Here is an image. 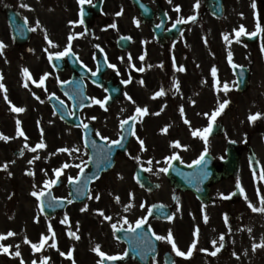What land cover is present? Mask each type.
<instances>
[{"label":"flooded vegetation","instance_id":"flooded-vegetation-1","mask_svg":"<svg viewBox=\"0 0 264 264\" xmlns=\"http://www.w3.org/2000/svg\"><path fill=\"white\" fill-rule=\"evenodd\" d=\"M196 2L90 0L81 5L79 0H0V41L6 45L0 51V83L5 86L0 89V133L10 137L8 141L0 140V149L4 150L0 155V166L7 163L5 173L12 174L17 161L10 160V151L15 155L18 146L23 148L29 143L37 144L41 139L46 145L44 151H39L40 156L45 158V162H39L43 176H33L30 192L24 189L15 191L17 189L12 187V183L5 182V188L1 189L0 186V197L16 194L19 197L23 192L31 195L33 191L44 187L50 175L53 176L49 168L60 160L58 150L64 145L62 135L65 123L58 118L50 105V99L56 97L67 102L60 83L69 78L65 77L66 71L58 72L57 67L69 71V68L84 65L93 72L99 66L98 53L105 54L106 62L103 61L106 70L103 77L108 82L109 90L87 81L89 96L93 101V98L104 99V104L101 106L92 102L80 112L82 122L90 124L94 129V137H108L107 142L117 140L121 134V121L136 117L131 120L136 135L131 134L126 152L116 156L114 168L91 184L86 201L75 204L67 222L62 223L65 216L59 214V218L64 219L59 220L56 230L61 240L60 252L65 255L72 252L71 258L64 255L59 264H142L129 257L127 245L117 235L118 228L135 225V222L130 223L128 220V223H124L128 216L125 215L126 210L118 207L116 197H110L116 194L117 181L120 179L125 181L123 186H127L126 197L122 196L129 210L147 213L155 204L168 205L173 218L150 221L152 232L166 236L171 230L178 248L184 252H187L194 239L197 241L191 257L185 258L176 256L169 243L159 240L158 253L150 259L149 264H166V257L169 259L167 264L173 261L174 264H264V247L253 249L254 245L264 242V213L254 212L249 207V203L257 208L262 206V176L259 179L263 182L258 185L252 180L253 176L236 174L222 177L208 183L209 189L202 191L178 187L171 181L169 170L167 173L159 171L160 168H169L165 158L173 154L179 155V162L185 164H191L200 156L205 142L198 136L194 137L192 131L206 128L211 113L225 100L230 101L236 111L250 104L248 113H245L247 118L260 113L256 121L248 119L246 122L253 133L264 137L263 93L252 97V93H249L251 87L244 94L234 93L228 86L227 90L224 88L225 84L236 81L229 67V53L231 63L248 66L252 81L258 85L264 81V32H261L255 45H249L244 42L245 35L237 40L234 31L243 25L247 32H254L257 23L264 28V0H255V9L251 7L253 0H222L223 11L219 17L212 13V10L220 9L218 0L211 3L199 0L198 9L194 7ZM22 4L29 7L23 8ZM176 6L180 7L179 12L175 10ZM7 9L20 12L30 28H36L35 31L31 30L26 43L17 41L13 35L6 18ZM193 15L196 16L194 21L180 23L184 27L182 30H172V25L178 19L186 20ZM80 19H83V24L79 23ZM162 20V28L152 27L160 25ZM112 24L116 27H111ZM45 33L55 47L45 40ZM69 35L73 36L69 54L59 58L61 64L54 61L57 59L54 55L49 60V53L64 51L69 46ZM225 35L228 41L224 39ZM120 39H124L121 46L118 45ZM46 48L48 51H45ZM209 52L216 60L208 61ZM181 66L184 71L178 70ZM140 68L144 71H139ZM213 68L216 69L215 77L212 75ZM24 69H28L27 74ZM45 73L48 76L44 84L38 86ZM25 84L28 93L24 90ZM161 89L164 95L153 98L154 93ZM110 92H120V98L114 100L112 94L113 100L108 98L105 101ZM5 94L11 104L4 99ZM12 105L22 107L25 111L15 113L11 111ZM137 106L147 107V114H136ZM223 117L225 108L214 122L224 123ZM17 120L25 136H17ZM186 120L189 123H185ZM164 128H167L166 132L162 131ZM74 133L80 154L82 150L88 153L83 146V129L74 127ZM137 137L144 141L143 150ZM222 138H210L208 135L207 148L212 145L211 155L216 162L226 157L225 141ZM175 141H179L183 147H174ZM259 151L260 162L264 164V146ZM28 154L35 157L30 151H23L20 157H27ZM133 157H139V160ZM149 160L152 161L150 165ZM116 168V176H106ZM137 168L152 181L151 186L155 187L153 191H148L137 182ZM148 168L151 171H147ZM237 180L243 192L237 187ZM202 185V182L197 184L198 188ZM61 189H65L63 182ZM139 190L142 193L136 194ZM96 196H99L98 200ZM85 206L87 210L81 211ZM112 209L113 217L120 219L98 220L96 217L99 210L108 216ZM113 224L117 225L116 230L112 228ZM197 229L198 233L194 235ZM69 232L75 233L79 239L70 236ZM222 234L223 247L213 256L211 252L220 247ZM70 238L71 245L68 241ZM213 241H216L215 245ZM96 245L105 253L104 257L93 251ZM113 256L118 258L108 259Z\"/></svg>","mask_w":264,"mask_h":264},{"label":"rangeland","instance_id":"rangeland-1","mask_svg":"<svg viewBox=\"0 0 264 264\" xmlns=\"http://www.w3.org/2000/svg\"><path fill=\"white\" fill-rule=\"evenodd\" d=\"M236 111L235 110H228L225 115V121L227 126L236 127L239 128L238 124H240L239 118H236ZM238 116V115H237ZM251 132H247L244 128V131L240 130L239 132V142L241 145V152H242V172L241 176H244L245 171L247 172V169L249 168V162L248 157L246 156V146L244 139H248L245 137H248V135ZM226 134V140H227ZM64 136V148L69 149V152H63V155L60 156L61 160H57L54 164V166H50L49 170H52L54 173V170L57 168H61L63 164L67 163L71 165L70 167L63 170L62 177L65 180H68V178L74 177L79 172V169L75 167V165L80 164L81 166L86 163V152L82 150V155L80 154V147L79 145H76L78 143L77 138H75V134L73 131L69 130L67 127L64 130L63 135ZM251 136V134H250ZM75 149H79V151H75ZM2 150V151H1ZM4 150L0 149V155L3 154ZM11 157L13 155L11 154ZM28 158V156H27ZM30 161V160H29ZM28 160L26 159H17V164L15 166V172L12 173L9 181V179H1L0 181L2 184L6 182L7 184L12 183V187L16 188L18 191L19 189L24 190H30L31 184H32V178L31 176H37V173L35 172L34 175H28L26 170L28 169ZM32 161V159H31ZM20 163L22 165H20ZM34 163V162H33ZM34 166V164H33ZM32 165H30V168ZM134 167H132L133 169ZM118 172V169L116 168L113 172H111L109 175L106 176H116ZM53 176H50L49 180H52ZM129 177V176H125ZM125 183L124 180L120 179L117 181L116 186V194H113L110 196L111 198H119L118 199V207L122 209H126L127 220L131 222H135L137 219L143 218L145 214H142L140 212L131 211L129 210L128 206L126 207L125 198V187L123 186ZM5 184V183H4ZM7 185L1 186L2 188H5ZM40 190V189H38ZM59 194H63V191H58ZM141 190H139L136 194H141ZM10 194V193H9ZM123 195V196H122ZM126 197V196H125ZM39 203L36 197L28 196L24 192L18 197L16 196H4L0 197V234H3L6 236V234L11 231L15 233V235L11 237H7V243H3L4 240H0L2 242V245H5L6 247H9V252L5 253L2 252L0 264H21L23 261V264H32L33 261H36V264L39 263V261L45 260L47 258L48 264H59L60 259L62 261V256L60 252V240L58 239L57 233V225L59 222V219H56V222L54 220H46L42 213L39 211ZM66 212L65 215L68 216L69 213ZM105 214V212L103 211ZM114 210L112 209L108 216H111L113 220L118 219L113 217ZM96 217L98 220H102L104 217H102L99 213L96 214ZM93 219V218H92ZM120 219V218H119ZM63 220V219H61ZM49 224L52 227V230L54 232V237L52 233L48 231ZM45 233L47 237H49L48 241L46 242L45 246L41 248L40 251H34L31 247V243L39 244L41 236ZM25 238H27L28 241H31V243H25ZM53 244H55V247H53ZM70 245L72 242L69 243ZM47 248V252H46ZM20 252V256L17 257L14 255L16 251ZM66 256V255H65Z\"/></svg>","mask_w":264,"mask_h":264},{"label":"snow or ice","instance_id":"snow-or-ice-1","mask_svg":"<svg viewBox=\"0 0 264 264\" xmlns=\"http://www.w3.org/2000/svg\"><path fill=\"white\" fill-rule=\"evenodd\" d=\"M88 2H90V0H79V3H80L81 5H83L84 3H88ZM199 6H200V4H199V0H197V2H196V4L194 5V7L198 9ZM21 7H23V8H28L29 5H27V4H22ZM251 7H252L253 9H255V8L257 7L255 0H253V2H252V4H251ZM175 10H176L177 12H179V11H180V7H179V6H176V9H175ZM120 14H121V13H117V15H120ZM82 16H83V9H81V17H82ZM195 19H196V16H195V15L187 17L186 20H184V19H178V20L176 21V23H174V24L172 25V27L175 28L177 24H180V23H187L188 21H194ZM83 22H84L83 19H80V20H79V23L83 24ZM70 23H74V22H71V21H70ZM137 23H138V22H137ZM36 24H37V27H39V21H37ZM111 27L115 28L116 25H115V24H112ZM157 27H159V25H158ZM31 30H32V31H35L36 28H33V29H31ZM234 31H235L236 38H237V40H238L239 37H240L241 35H251V36H256V35H258L259 33L264 32V28H262L261 25H260L259 23H257V24H256V30H255L254 32H251V33L247 32L246 29H245V27H244L243 25H241V26L239 27L238 30H234ZM81 35H82V34H81ZM72 39H73V36H72V35H69V37H68L69 46L66 47V48L64 49V51L56 52V53H54V54H53V53H49V56H48L49 60H51V59L53 58V55H54L57 59H59L60 57H63V56L68 55L69 52H70V46H71V41H72ZM224 39H225L226 41H228V36L225 35V36H224ZM45 40H47V42H48V44H49L50 46L55 47V45L53 44V41H51V40L48 38V36H47L46 33H45ZM230 42H231V41H229V43H230ZM5 47H6V45H4V43H3L2 41H0V51H2ZM45 51H48V49L46 48ZM140 59L143 60L144 57L141 56ZM129 61H131V56H129ZM229 62H231V53H229ZM110 67L115 68L116 66H115V65H110ZM138 70H139V71H144L143 68H140V69H138ZM178 70H179V71H184V69H183L182 66H181ZM23 71H24L25 74L28 73V69H24ZM92 75L94 76V75H96V73L93 72ZM212 75H213L214 77H215V75H216V69H215V68L212 69ZM47 76H48V73H45V74L40 78V81H39L38 86L44 84V81H45V79L47 78ZM29 78H30V77H29ZM0 80H2V76H0ZM33 82L35 83V81H33ZM128 82H129V81H124V83H128ZM141 83H143V81H141ZM4 87H5V86H4L2 83H0V89H4ZM25 87H27V84H25ZM224 88H225V90H227V84L224 85ZM177 90H179V88H178V84H177ZM5 92H6V90H5ZM53 95H54V94H53ZM162 95H164V92H163V90L161 89L160 91H157L156 93H154L153 98L160 97V96H162ZM36 98L39 99L38 96H37ZM4 99H5L6 101H8L9 104H11V101L8 99V97H7L6 94H5V96H4ZM93 99H94V98H93ZM107 99H108V97H105V101H106ZM128 99L131 100L132 98L129 96ZM94 103L103 106L104 101L94 99ZM133 103H134V101H133ZM228 103H229V101L225 100L223 103H220V104H219V107L211 113V115L209 116V124H208V126H207L206 128H204L203 130H201V129H195V130L192 131V135H193L194 137H197V136H198V137H200V138H202V139L204 140V142H205V148H204V151L201 152L200 156H199L197 159H195V160L192 161V163L189 165V167H192V165H200L202 162L205 161V157H206V154H207V152H208V148H207L208 135H209V134L211 133V131H212V128H213V122L216 120L217 116H219V115L222 113L223 109L225 108V106H226ZM11 111H13V112H15V113H21V112L25 111V109L22 108V107H17V106H15V105H12V106H11ZM180 111H181V113L183 114V108H182V107H181ZM147 112H148L147 107H143V108H142V107L137 106L136 109H135V113L138 114V115H140V116H143V115L147 114ZM157 114H158V113H157ZM204 115L208 116V113H205ZM260 116H261L260 113H256V114H254V115H250V116H249V120L254 122V121H256L258 118H260ZM135 118H136L135 116H132V117H129L128 119H126V120L121 121V125H120L121 128H123L125 125H127L128 122H129V120H134ZM92 119H95V118L93 117ZM185 123H189V122L186 120ZM16 125H17V133H16L17 136H25L24 132H23V131L21 130V128H20V121H19V120L16 121ZM83 127H84L85 129H87V128H88V125H87V124H83ZM162 131L166 132V131H167V128H164ZM41 134H43V130H42V129H41ZM131 134L134 135V136L136 135V133H135L134 131H132ZM97 135H99V133H97ZM9 139H10V137L5 136V135H3L2 133H0V140L8 141ZM101 139H103V140H105V141H108L109 138H108V137H101ZM122 139H123V136H121L120 139L109 141V144H110V145H116V146H119V145L121 144ZM137 139L139 140V137H137ZM139 143H140L141 149L143 150L144 141H143V140H139ZM173 146H174V147H177V148H179V147H183V146L179 143V141H175V142H173ZM25 147H27V144L25 145ZM45 147H46V145H45L43 139H41V141H40L39 143H37L35 147L31 148V151L36 152L37 149H42V148H45ZM58 151H60V152H69V149H67V148H62V149H59ZM75 151H79V149H75ZM20 154L23 155V151H21ZM35 158H38V157H35ZM89 159H92V157H89ZM133 159L139 160V157H133ZM179 159H180V157H179V155H177V154H173L172 156H170V157H166V158H165L166 162L169 163V167H171V163H170V161H173V160H179ZM31 163H32V161L30 160V161H29V164H31ZM148 163H149V165H150V164L152 163V161L149 160ZM70 166H71V165L65 163V164L62 165L61 168H57V169H55L54 172H55V175H56L57 179L62 175L63 170L66 169V168H68V167H70ZM0 167H2L4 170H7V168H8V164L5 163L4 165H2V166H0ZM75 167L78 168V169L80 170V173H81V174L83 173L84 169L81 167L80 164L75 165ZM146 170H147V171H151V168H148V169H146ZM168 170H169L168 167H164V168H160V169H159L160 172H164V173H167ZM27 174H28V175H34V173H32V172H28ZM9 175H11V173H9ZM97 178H98V177H97ZM261 178L264 179V176H262ZM57 179L46 180V181L44 182V189H50L53 185H55V184L57 183ZM68 179H69V182H70V183H77V182L80 181L81 176H80V175H77V176H75V177H71V176H70ZM237 187L240 188L241 192H243V189H242L241 186H240L239 180H237ZM31 195L34 196V197H36L37 200H39L41 197H43V196L45 195V191H44V190L33 191V192L31 193ZM90 198H91V197H90ZM95 198L98 200V199H99V196H96ZM224 198H228V197H224ZM55 199H56V198H53V200H55ZM118 199H119V198L117 197V200H118ZM174 199H175V197H174ZM245 199H247V197H245ZM69 203H71V201H69ZM261 205H262L261 207L257 208V207H255V206H253L251 203H249V207L252 209V211H254V212H261V213H264V198L261 199ZM52 206H53V205L50 203V204H49V207H52ZM141 207H143V205H141ZM153 207H155V206H153ZM85 210H87V206H85V208L81 209V211H85ZM125 210H127V208H126ZM41 211H43V208H42V207H41ZM151 211H152L151 209L148 210V214H149V215H151ZM99 214H100L101 216H103L105 220H111V217H109V216H105L102 210H99ZM167 218H168L169 220H171L173 217L168 216ZM204 219H205V222H206V221H207V216H205ZM65 222H67V217H65V220L62 221V223H65ZM146 222H147V216H145L144 218H141V219H137L136 222H135V227H131V225L129 226V227H130V230L133 231V232H135L137 229L141 228ZM225 222H227V216H225ZM124 223H128V221H127L126 218H125V220H124ZM112 228H113L114 230H116V229H117V225H116V224H113V225H112ZM48 231H49L50 233H52V235H53V237H54L55 234H54V232H53L52 227H51L50 224H49V227H48ZM249 231H251V229H249ZM197 233H198V229H197V232H194V235H196ZM13 235H15V233H13V232H11V231H9V232L6 234V236L3 235V234H0V240H4V239H6L7 237H11V236H13ZM69 235L75 237L76 239H79V237H78L75 233H73V232H69ZM153 235L155 236V239H156V240L166 241L167 243H169V244L171 245L172 251L175 253L176 256H179V257H185V258H189V257H191V255H192V253H193V249L196 248L197 241L194 239V240L192 241L191 246L188 248L187 252L181 251V250L178 248V246H177V244H176V242H175V240H174V237H173V234H172L171 230L168 231V234H167L166 236H163V235H156L154 232H153ZM48 239H49V237L42 235L39 244L31 243V241H28L27 238H25V243H31V247H32V249H33L34 251H40L41 248L44 246L45 242H46ZM223 240H224V236H223V234H222V235L220 236V241H221V243H220V247H219V248H216V251L211 252V255L215 256V255L217 254V252L220 250V248L223 247ZM212 243H213V245H215V244H216V241H213ZM53 247H55V244H53ZM256 247H264V242H262L260 245H254V246H253V249L255 250ZM0 250H2V251L5 252V253H8V252H9V247H6V246L0 244ZM93 251L97 252L101 257H104V256H105V253H103V252L100 251V246H99V245H96L95 248H93ZM202 251H206V250H202ZM126 254H127V253H125V255H126ZM14 255L17 256V257H19L21 254H20V252L17 250V251L14 253ZM61 255L63 256V255H65V253L62 252ZM66 255H67L69 258H71V257H72V252L69 251ZM117 258H118V257H114V256H113V257H108V259H112V260L117 259ZM46 261H47V258H45L44 261H41V264H46ZM21 264H23V261L21 262ZM32 264H36V261H33ZM73 264H74V262H73ZM172 264H174V261L172 262Z\"/></svg>","mask_w":264,"mask_h":264},{"label":"water","instance_id":"water-1","mask_svg":"<svg viewBox=\"0 0 264 264\" xmlns=\"http://www.w3.org/2000/svg\"><path fill=\"white\" fill-rule=\"evenodd\" d=\"M71 122V124L73 123V121H70ZM116 148H114V150H113V154H111L112 156H110V157H108V159H107V161H105V163L104 164H101V161H97V160H93L92 159V164H93V166H94V168H93V171L91 172H88V174H86L85 176H89L90 175V173L92 174V176H98L99 175V173L102 171V170H107L108 168H110L111 167V165L113 164V157H114V155H115V153H116ZM104 157H106V155H104ZM94 162H95V164H94ZM206 163H207V161L205 160L204 162H202V164H200V165H196V168H197V170L196 171H199V169H201V166H205L206 165ZM236 164H237V157H236V155L234 154V153H232L231 154V156H230V159H229V161L227 162V168L226 169H228V171H233V169H235L236 168ZM209 165H210V163H209ZM186 169H188L189 170V172L191 173L192 171H193V169L192 168H186ZM185 169V170H186ZM195 171V172H196ZM209 171H210V169H209ZM211 171H213V176H218L217 175V173L214 171V168L211 166ZM197 173V172H196ZM232 173V172H231ZM230 173V174H231ZM198 176H201L200 175V173H198ZM211 176V175H210ZM185 184V183H184ZM187 187H190V183H187V184H185ZM74 198H75V196H74ZM75 199H79V198H75ZM67 204V203H66ZM66 204H60L59 206L57 205L54 209V211H57L58 209H62V208H64L65 207V205ZM53 211V209H49V211H47V213H49V214H51V212Z\"/></svg>","mask_w":264,"mask_h":264}]
</instances>
